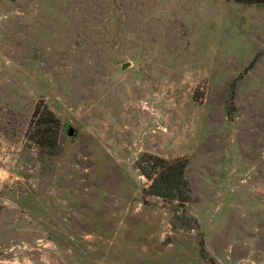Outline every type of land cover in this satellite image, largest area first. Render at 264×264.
<instances>
[{
	"label": "rangeland",
	"instance_id": "rangeland-1",
	"mask_svg": "<svg viewBox=\"0 0 264 264\" xmlns=\"http://www.w3.org/2000/svg\"><path fill=\"white\" fill-rule=\"evenodd\" d=\"M0 264H264V0H0Z\"/></svg>",
	"mask_w": 264,
	"mask_h": 264
},
{
	"label": "trees",
	"instance_id": "trees-1",
	"mask_svg": "<svg viewBox=\"0 0 264 264\" xmlns=\"http://www.w3.org/2000/svg\"><path fill=\"white\" fill-rule=\"evenodd\" d=\"M49 119H53L54 115L51 112H47L42 109L40 105L36 107L33 115V119L30 124L29 134L30 140L40 147H53L56 145L55 141L48 143L50 138V128L46 122ZM160 165L155 168L153 172H148L145 168H142L144 174L151 181L150 189L148 193L157 197L164 198L169 202H185L188 201V192L183 189H188L185 169L186 166L181 161H166L164 159L159 160ZM202 251H205L204 245Z\"/></svg>",
	"mask_w": 264,
	"mask_h": 264
},
{
	"label": "water",
	"instance_id": "water-1",
	"mask_svg": "<svg viewBox=\"0 0 264 264\" xmlns=\"http://www.w3.org/2000/svg\"><path fill=\"white\" fill-rule=\"evenodd\" d=\"M127 67H128V64L123 65V69H125ZM67 133H68V136H70V137H74L76 134L75 130L72 127H68Z\"/></svg>",
	"mask_w": 264,
	"mask_h": 264
}]
</instances>
